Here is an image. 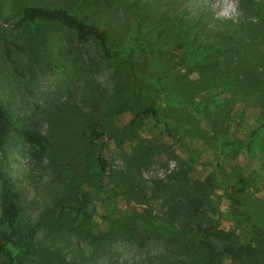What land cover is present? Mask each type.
I'll return each instance as SVG.
<instances>
[{"label":"rangeland","instance_id":"374dc122","mask_svg":"<svg viewBox=\"0 0 264 264\" xmlns=\"http://www.w3.org/2000/svg\"><path fill=\"white\" fill-rule=\"evenodd\" d=\"M37 4L106 28L113 57L93 40L66 46L58 23L3 22ZM0 15L24 47L12 64L0 36V99L51 146L41 161L6 150L30 264H202L224 246L236 256L215 264H264V0H0ZM152 97L156 118L142 113Z\"/></svg>","mask_w":264,"mask_h":264},{"label":"trees","instance_id":"16d2710c","mask_svg":"<svg viewBox=\"0 0 264 264\" xmlns=\"http://www.w3.org/2000/svg\"><path fill=\"white\" fill-rule=\"evenodd\" d=\"M3 22L7 23V26L11 27L13 31L42 22L58 23L74 33L75 38L71 36H65L64 39L62 38L66 46H71L74 40L79 42L93 40L98 44L106 57H113L108 45L109 35L107 29L97 24L86 22L84 19L62 6H45L41 4L28 5L21 10L15 21L8 23V18L4 17ZM262 35H264V33ZM0 36H2L3 39L5 56L14 64L15 61L12 58V51L14 49L23 51L24 47L6 36L2 24H0ZM62 40L61 42H63ZM217 50L223 54L232 53L235 51V48L234 46H229L223 50L220 48H217ZM128 62L131 64L132 69H134L133 62ZM256 77H258V75H256ZM257 80L258 82L261 81L260 77H258ZM157 92L158 87H153L151 89L152 94H156ZM212 101L213 99L211 96L207 93L203 94L200 100L194 104L193 108L198 110L199 104L211 103ZM153 102L154 97H152V102L142 113L149 114L153 118H156L157 112ZM255 132L256 130H251L252 135L255 134ZM88 134L90 138L96 142L94 158L98 169L97 173L99 175L105 174L108 169V161L103 156V149L105 147V142L101 141L103 132L100 129L92 127L89 129ZM20 145L27 149L30 158L35 161L44 160L51 147L49 139L42 132L41 127L36 121L26 115H19L5 105L0 99V264L31 263L32 236L30 233L26 237L22 235L21 215L23 207L20 194L15 189L13 179L10 175L8 157L6 155V150ZM247 149L250 153L252 152L249 147H247ZM241 179L242 177L239 178L238 182H235V184L238 185ZM100 183L101 182L98 183L99 186L97 185L96 192L104 193L105 186ZM228 198L234 202H238V199L234 195H228ZM134 214L147 225L168 230L164 224L155 222L146 211L136 210ZM89 221L90 218L88 215V224ZM203 233L205 236L216 234L213 233L210 228H204ZM214 249V251H212L213 249L210 250V255L202 264L217 263L218 256L221 255L222 252L228 253L232 257L236 256L235 249L230 246L221 247L219 251L215 247Z\"/></svg>","mask_w":264,"mask_h":264}]
</instances>
